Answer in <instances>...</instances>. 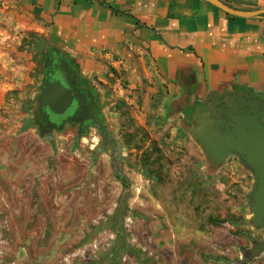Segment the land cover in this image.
Masks as SVG:
<instances>
[{
  "label": "rangeland",
  "instance_id": "obj_1",
  "mask_svg": "<svg viewBox=\"0 0 264 264\" xmlns=\"http://www.w3.org/2000/svg\"><path fill=\"white\" fill-rule=\"evenodd\" d=\"M47 36L21 37L27 67L12 89L0 63V264H264L252 174L236 156L210 165L142 55L86 76L75 66L97 92L102 133L39 128Z\"/></svg>",
  "mask_w": 264,
  "mask_h": 264
},
{
  "label": "crops",
  "instance_id": "obj_2",
  "mask_svg": "<svg viewBox=\"0 0 264 264\" xmlns=\"http://www.w3.org/2000/svg\"><path fill=\"white\" fill-rule=\"evenodd\" d=\"M221 1L264 8V0ZM26 32H47L44 47L84 76L112 56L142 55L163 83L167 115L190 134L215 118L213 109L264 101V18L232 16L204 0H0V63L10 89L27 67L19 48Z\"/></svg>",
  "mask_w": 264,
  "mask_h": 264
},
{
  "label": "water",
  "instance_id": "obj_3",
  "mask_svg": "<svg viewBox=\"0 0 264 264\" xmlns=\"http://www.w3.org/2000/svg\"><path fill=\"white\" fill-rule=\"evenodd\" d=\"M204 1L232 16L264 18V8L243 10L221 0ZM36 49L43 53L44 41H39ZM43 66L38 117L57 124L70 118L81 125L87 118L88 106L66 58L51 51L43 58ZM260 117L264 119V101L250 98L238 110L229 109L217 118L202 119L190 134L213 167L220 166L230 156H236L252 174L254 185L248 201L249 221L257 228L264 227V121ZM260 251H264V238L256 244L253 253Z\"/></svg>",
  "mask_w": 264,
  "mask_h": 264
},
{
  "label": "flooded vegetation",
  "instance_id": "obj_4",
  "mask_svg": "<svg viewBox=\"0 0 264 264\" xmlns=\"http://www.w3.org/2000/svg\"><path fill=\"white\" fill-rule=\"evenodd\" d=\"M50 52L51 51H45L41 55L44 58L45 56H47L48 54H50ZM66 60L68 62L69 67L72 69V74L75 75L74 81L80 87L81 92L84 94V96L86 98V102H87V106H88V115H87V118L80 125V123H78V122H72L70 120V118H65L62 121V123L57 124L55 122H49L47 119L42 120V119H40L37 116L38 126L42 130H48V129H52V128H60V127L62 128V126L64 124H66L67 122H69V123L75 124L77 126V131L79 133L86 132L87 129L89 127H91V126L96 127V129L98 130V132L99 133H102V131L105 128V125H104V118H103V114H102V111H101L100 101H99L97 92L91 86H87V85H84V84L81 83V81L76 77V69H75L73 63L70 65V61L67 58H66ZM43 78H44V72H43ZM243 105H244V103H238V101H233L231 103V105H230L231 107H229L228 105H226V106H222L217 111H215L213 109L212 112H211V115L214 116L215 118H217L219 115L225 114L229 109L235 111V110H238L239 108H241ZM37 109H38V107H37ZM260 119L262 121H264V119L262 117H260ZM183 123H184V121H183Z\"/></svg>",
  "mask_w": 264,
  "mask_h": 264
},
{
  "label": "trees",
  "instance_id": "obj_5",
  "mask_svg": "<svg viewBox=\"0 0 264 264\" xmlns=\"http://www.w3.org/2000/svg\"><path fill=\"white\" fill-rule=\"evenodd\" d=\"M72 64V62H70V65Z\"/></svg>",
  "mask_w": 264,
  "mask_h": 264
}]
</instances>
